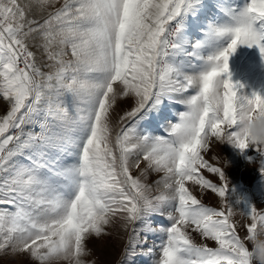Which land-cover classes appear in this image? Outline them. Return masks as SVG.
Returning a JSON list of instances; mask_svg holds the SVG:
<instances>
[{
    "label": "snow or ice",
    "instance_id": "1",
    "mask_svg": "<svg viewBox=\"0 0 264 264\" xmlns=\"http://www.w3.org/2000/svg\"><path fill=\"white\" fill-rule=\"evenodd\" d=\"M209 8V0H0V205L14 208L0 209V253L89 264L90 242L119 224L121 264L148 242L141 231L159 236L153 264H264V209L239 211L250 218L242 239L228 161L204 155L228 144L264 177V95L240 94L229 64L240 45L264 58V0L222 7L199 39L186 38V23ZM165 101L183 110L164 134L142 132ZM189 182L223 206L204 204ZM153 215L168 224L151 227Z\"/></svg>",
    "mask_w": 264,
    "mask_h": 264
},
{
    "label": "rangeland",
    "instance_id": "2",
    "mask_svg": "<svg viewBox=\"0 0 264 264\" xmlns=\"http://www.w3.org/2000/svg\"><path fill=\"white\" fill-rule=\"evenodd\" d=\"M248 0H209L210 8L207 11L199 12L198 17H193L188 21L184 28V36L188 39H199L201 32L206 29L209 24L215 22L222 17L221 8L227 7L229 4L235 7H243ZM219 5V6H218ZM198 24V27H197ZM222 46H226L222 45ZM35 50V49H34ZM46 61V54L43 49L37 52V62ZM230 73L232 81L238 84V92L243 95L251 96L253 92L264 95V58L261 57L258 47H248L240 45L235 53L230 57ZM191 71V70H189ZM225 78H227L225 76ZM2 101V97H0ZM183 110V106L165 101L158 112L150 113L145 120L141 122L140 130L142 132H150L152 134H164L163 128L168 121H175L176 113ZM254 155V153H251ZM205 159L209 160L216 166L224 167V161L227 160V167L224 169L225 174L230 182V186L234 191L231 193L229 200L233 205L236 215L233 221L237 224L238 234L244 239L247 235L246 225L250 223V218H243L239 215V211L243 209L247 211L249 203L254 204L258 209H264V177L261 176L257 169V165L250 164L244 155L239 154L238 150L228 144H219L218 142L210 144L209 150L204 154ZM15 160L23 161L22 157H16ZM74 158L68 157L65 163H71ZM27 162V161H23ZM201 173L211 179L213 182L220 183L218 177L208 173L206 169H202ZM158 176L153 173L149 176L148 182L154 183ZM190 190H193L198 199L210 207L221 208L222 202L220 198L211 193L210 190L200 191L199 185L194 187L189 182ZM238 199L241 201L237 203ZM8 208L14 211L9 205H0V209ZM151 227L159 225H167L168 221L158 215L148 218ZM138 227H143L138 225ZM145 235L148 242L137 246L136 254L131 256L124 264H153L156 255V244L159 242V236L151 233L140 232V237ZM194 239L201 242L198 233H193ZM260 239L264 240V236ZM206 242V241H205ZM127 243V236L119 224L111 228V234L106 237H96L90 242L89 247L92 255L89 257V264H121V256L124 252V245ZM247 247L252 250L253 244L245 239ZM152 248L153 254H147V249ZM0 264H33L30 257L24 255H13L9 253H0ZM58 264H67L60 261ZM254 264H260L259 258Z\"/></svg>",
    "mask_w": 264,
    "mask_h": 264
}]
</instances>
